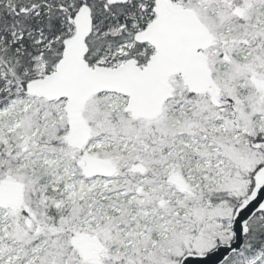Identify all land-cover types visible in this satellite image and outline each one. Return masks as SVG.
Masks as SVG:
<instances>
[{
    "label": "snow or ice",
    "instance_id": "obj_1",
    "mask_svg": "<svg viewBox=\"0 0 264 264\" xmlns=\"http://www.w3.org/2000/svg\"><path fill=\"white\" fill-rule=\"evenodd\" d=\"M0 264H264V0H0Z\"/></svg>",
    "mask_w": 264,
    "mask_h": 264
}]
</instances>
